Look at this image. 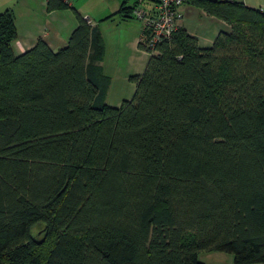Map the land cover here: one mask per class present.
<instances>
[{"label":"trees","instance_id":"16d2710c","mask_svg":"<svg viewBox=\"0 0 264 264\" xmlns=\"http://www.w3.org/2000/svg\"><path fill=\"white\" fill-rule=\"evenodd\" d=\"M186 4L230 31L202 48L179 27L120 107L88 18L58 51L39 38L15 55L14 16L0 14V264H264V11Z\"/></svg>","mask_w":264,"mask_h":264},{"label":"rangeland","instance_id":"374dc122","mask_svg":"<svg viewBox=\"0 0 264 264\" xmlns=\"http://www.w3.org/2000/svg\"><path fill=\"white\" fill-rule=\"evenodd\" d=\"M47 1L0 0V14L10 10L14 16L17 31L14 49L46 34L50 35L52 41L60 39L57 34L68 35L64 46L67 45L73 26L78 24L79 13L99 27L102 55L97 66L101 87L105 91V102L111 107H120L124 100H131L136 86L130 77L142 74L149 59V54L138 47L141 21L120 15L108 18L115 14L112 10L116 9L119 0H65L67 6L54 10L48 9ZM236 1L264 11V0ZM34 235L42 239L43 230L36 229ZM199 259L204 264H235L234 256L228 253H201Z\"/></svg>","mask_w":264,"mask_h":264},{"label":"built area","instance_id":"2783aa9c","mask_svg":"<svg viewBox=\"0 0 264 264\" xmlns=\"http://www.w3.org/2000/svg\"><path fill=\"white\" fill-rule=\"evenodd\" d=\"M188 0H137L133 16L141 21L140 45L155 53L158 44L169 39L184 18L182 7Z\"/></svg>","mask_w":264,"mask_h":264},{"label":"crops","instance_id":"0c3cea01","mask_svg":"<svg viewBox=\"0 0 264 264\" xmlns=\"http://www.w3.org/2000/svg\"><path fill=\"white\" fill-rule=\"evenodd\" d=\"M124 1L125 0H122V1L119 0L117 2V5L115 6L116 9L114 8V10H112V13H116L119 10L122 2H124ZM182 12H183L184 18L180 22L179 26L184 28L190 35L196 37L198 39V44L202 48L211 47L220 32H222V31L229 32L230 31L229 25H227L225 22H223V21H221L215 17L208 16L203 10H201L200 8H197L195 6H192L190 4H185L182 7ZM88 19L90 20V18H88ZM76 27L77 26H75V25L73 26L74 29ZM70 30H72V29H70ZM67 36H66V34L63 35L62 33L57 34V38H60V39H58L56 41H54V40L52 41L50 39V35L46 34L45 36H39L34 42L32 41V43H29L28 45L27 44H20L17 47V49H14V47H13V51H14L15 55H20V54L24 53L25 51L34 47L35 46L34 44H36V42L38 41L39 38H42L43 40H45L48 43V45L51 47L52 50L58 51L59 49L66 46V45L64 46V44L68 40ZM147 62H148V60H147Z\"/></svg>","mask_w":264,"mask_h":264}]
</instances>
